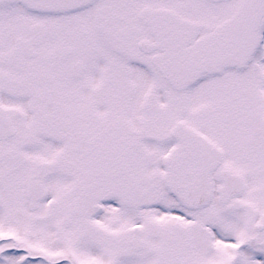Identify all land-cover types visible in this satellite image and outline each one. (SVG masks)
Returning a JSON list of instances; mask_svg holds the SVG:
<instances>
[{"label": "snow or ice", "instance_id": "obj_1", "mask_svg": "<svg viewBox=\"0 0 264 264\" xmlns=\"http://www.w3.org/2000/svg\"><path fill=\"white\" fill-rule=\"evenodd\" d=\"M0 264H264V0H0Z\"/></svg>", "mask_w": 264, "mask_h": 264}]
</instances>
